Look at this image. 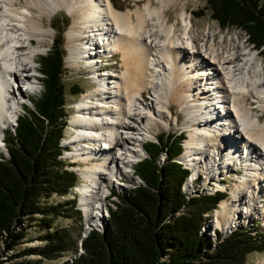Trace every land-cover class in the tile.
Segmentation results:
<instances>
[{
	"label": "bare ground",
	"instance_id": "1",
	"mask_svg": "<svg viewBox=\"0 0 264 264\" xmlns=\"http://www.w3.org/2000/svg\"><path fill=\"white\" fill-rule=\"evenodd\" d=\"M139 1L142 8L136 3L124 13L112 0H0V155L6 150L5 129L35 89L30 74L51 33L47 22L64 10L73 18L66 32L67 63H83L96 84L73 107L72 135L63 139V146L74 147L67 156L83 164L73 169L82 180L74 191L85 228L104 226V193L121 189V178L130 180L131 164L139 155L147 156L143 143L155 138L154 129L176 125L170 109L175 105L189 130L185 151L177 157L192 171L183 194L202 172L208 177L201 184L204 193L210 191L206 195L225 187L212 183L211 173H242L230 189V200L218 204L211 232L208 225L202 232L216 242L218 231L221 239L236 230L250 231L248 217L264 215L259 212L264 207V121L258 114L264 112V62L239 39L215 46V28L199 38L186 1ZM170 7L180 9L174 22L167 14ZM111 54L119 55L121 70L97 75V58ZM233 224L238 225L221 230ZM258 264H264V255Z\"/></svg>",
	"mask_w": 264,
	"mask_h": 264
},
{
	"label": "trees",
	"instance_id": "2",
	"mask_svg": "<svg viewBox=\"0 0 264 264\" xmlns=\"http://www.w3.org/2000/svg\"><path fill=\"white\" fill-rule=\"evenodd\" d=\"M205 2L210 17L221 28L244 29L254 48L264 47V0ZM194 16H204L203 9ZM259 53L264 58V48ZM63 58L60 42L54 40L52 50L39 61L43 89L40 98L31 102L33 111L17 118L15 133L7 132L4 138L9 158L0 155V254L20 244L27 235L26 228L31 227L22 226L23 218L31 223L35 214L43 217L40 224L46 229L42 236L45 245L22 255L53 259L72 247L76 252L78 246L67 230L50 232L53 218L60 215L57 207L63 205L48 207L41 203L53 194L67 195L78 180L74 172L63 170L59 160L67 123ZM161 139L157 145L145 146L148 157L135 168V175L146 186H137L123 195L113 194L119 203L111 202L115 209L108 210V226L102 233L92 229L84 239L79 238L83 253L72 264H244L248 254L264 250V245L255 243L246 229L236 230L224 239L217 234L216 242L201 235L204 215L225 196L218 199L217 194L200 195L189 200L183 196L180 188L186 175L183 172L187 171L171 162L182 153L181 136L174 155L175 142L169 139L163 143ZM160 153L166 155L167 162L158 166ZM60 165L61 170H57ZM73 204L71 200L67 209L79 218ZM182 208L185 213L176 216Z\"/></svg>",
	"mask_w": 264,
	"mask_h": 264
},
{
	"label": "rangeland",
	"instance_id": "3",
	"mask_svg": "<svg viewBox=\"0 0 264 264\" xmlns=\"http://www.w3.org/2000/svg\"><path fill=\"white\" fill-rule=\"evenodd\" d=\"M182 1L187 2L186 9L192 15V22H193V25H195V28L197 30V34L199 35V38L202 36V33L206 29H208L209 27L213 28V30L215 28V35H214L215 46L218 43H224V46H226V45H229L232 41L234 42V41H237L239 39L240 42L242 41L245 44V47L247 49L249 48L253 52H256L257 54H259V57L264 62V58L261 57V53H259L264 47L257 50L256 48L253 47V44H250V43L248 44V37H247L244 29L242 30L241 28L234 27V26L233 27L230 26L229 28H225V27L221 28L218 25V23L210 17L211 11L208 9L205 0H182ZM112 2L114 4L115 8L119 12H124V13L128 10L133 11L136 8V5H135L136 3L138 4L139 8H142L144 5V2L139 1V0H137V2L133 1V0H112ZM202 9L204 12V16L198 17V18L196 16H193L195 12H197L198 10H202ZM179 12H180L179 7H170V9L167 10V14L169 16V21L174 22L178 18L177 14ZM43 21H44L45 28H47V24H48V26L51 27L49 29V31L51 33L47 37L46 44H44L43 47L39 45L41 51L36 56L37 66H39V61H40L41 57H44L47 52L49 53L50 50H52L51 44L54 40H57L60 42L61 48L65 54V56H64L65 57V65H67L68 63L66 64V62L68 61V58L70 57L71 52L67 46L66 32H68L70 30V28L72 27L73 18L66 15V13H64V10H61L52 16L50 25H49V22H47L46 20H43ZM46 22H47V24H46ZM221 38H223V39H221ZM220 41H223V42H220ZM35 44L36 43H34V45ZM114 55L115 56H113V58H111L110 61L108 60V61H103V62H104V64L109 65L114 71L119 72L121 70V67H120L121 63H120L119 55L118 54H114ZM66 56H68V57L66 58ZM104 60H106V59H104ZM81 65L82 66L74 67V66H71V64H70L69 65L70 68L65 67V70H64L63 75H62V83H63L64 96H65V113L67 115V123H66V127L64 129V134H63L64 141L70 135H72L71 126L69 127V125H70L72 115L74 113L73 107L80 100L82 92H86L89 89H93L96 86V84L92 80L93 78H91V76H92L91 71H89V69H86L84 67L83 63ZM108 69L109 68H107L106 71L105 70L100 71L99 68H97L95 70L97 71V75H99V74H103V72H104V74H106L108 72L107 71ZM40 76H41L40 79H38V81H37L38 83L36 81L32 80L33 84L35 85V89L30 94V96L28 98V102L26 101V105H24V110L22 112H19V115H21L25 112L33 111L34 108H33V104L31 102L39 99L41 96L40 94H42L41 92H43L42 83H41L42 74ZM43 78H44V76H43ZM78 92H81V93H78ZM253 106H256V104H254ZM71 107H72V109H71ZM170 109L173 112V114L176 115V118H177L176 125H171L167 130H157V129L153 128L154 131L156 132V136L166 135L168 133L171 136H173V135L176 136L178 133H180L179 131H183L184 127L182 126V123L185 120V114L181 113L179 108L175 105ZM258 114L260 115L261 112L259 111ZM175 115H172V117H174ZM262 115L260 116V120L264 121V113ZM68 123H69V125H68ZM9 129H11V130H9ZM14 129H15V127L8 128L7 131H5L4 138L7 137V135H8L7 132H11L12 134H14L15 133ZM185 130H186L185 134L188 135L187 132H189V130H187V129H185ZM156 136H155V138H152V141H155ZM176 137H175V139H176ZM63 139L61 140L62 144H64ZM166 140L167 139H165V136L161 139V141L163 143H165ZM178 140H179L178 137L175 141L173 139V142H175L174 143L175 146L172 149V151H173L172 155H174L176 153V150H178V148H177ZM61 142H60V147L62 146ZM185 142H184V147H185ZM153 144H156V143L153 142ZM65 146H70L71 149L70 150L63 149L64 151L68 150V151H66L67 153L62 152L61 155L59 156V160L62 162V168H63V170H67L69 172H71V171L76 172L73 169V167L74 166L75 167L82 166L83 164L80 162H72L71 158L68 157L67 155H68V152L73 151L74 147L72 145H68V144ZM150 147L152 149H154V146H150ZM184 151H185V148H184L183 152ZM5 152H7V150H5ZM1 155L4 158H7V157H5V153H2ZM157 159H158V161H157ZM157 159H156V164L158 166L164 165L167 162V161H165L166 157L163 158V154H161V153L158 155ZM171 162H173V163L177 162L176 164H178L181 169L186 170L187 168H189L184 163L180 164V161H178L176 158L172 159ZM134 168H136V167L134 166ZM57 170H61V165L58 167ZM186 171H187V173L183 172V174L184 175L186 174V175L184 177L183 183L181 184V187H183V184L190 177V174H191V178H192L191 169L189 171L188 170H186ZM202 173H203L202 175H198L199 176L198 181L194 184H191V186H189L188 191L186 190L187 191L186 193H188V195L192 194L190 196L191 198H193V197L196 198L200 195H206V194H209V192H210L209 190L206 191L208 193L203 192V190H205V188L201 184L208 177H207L205 172H202ZM76 175L78 177V180H77V184L75 187H78L82 183V180L78 176V174H76ZM239 175L242 176V173L241 172H235V171L224 173L221 176L218 174V172L211 173V175H210L211 180L210 181L212 183H214V181L217 180L221 184H223V186H225L223 189L227 188L225 193H211V195L217 194L218 199L222 198L224 196H225V199H229L230 198V195H229L230 189L233 188L232 187L233 183L237 182ZM219 177H222V179ZM121 182H122V184H124L123 187H121V189L111 188L113 193L123 195L125 193H129L130 190L135 189V187H137V186H146L145 182L142 181L135 174L131 175L130 180H127L126 178H121ZM211 185H213V184H211ZM75 187L72 188L71 190H69L68 194L65 196L53 194L49 198L42 199L41 203L43 205L48 206V207H57L58 205H63L62 206L63 208L57 207V210L60 211V215L56 219L53 218V223H52L50 232H53L56 230H59V231L60 230H67L71 236L70 237L71 240H75L76 244L78 245L76 252H75V249L72 247L68 252L64 253L62 256L57 257V258L55 257L53 259H45V258L41 259V257L37 254L36 255H22V253L26 250H30V249L39 250L45 245V241L42 240V236L46 233V229H44L40 224V220L43 217L40 214H35L32 217L33 219L31 220V223H28L26 218H23L22 226L30 225L31 227L26 228L27 229V235L20 242V244L15 246L12 250H10L8 252H4V254H0V264H64V263L72 264V261L76 257H78L80 254L83 253L82 250H79V238L82 239L87 234V232H86L87 228H85L84 216L81 213V211L79 210L80 208L78 206V195H76L75 191H74ZM180 192L183 195L182 188H180ZM186 195L187 194H185V196ZM188 195L186 196V198L189 200ZM71 200H74L73 205L76 207V209L79 212V215H80L79 218H78L77 213H72L71 211H68V209L70 208L69 203L71 202ZM112 201L115 203H119L118 199L116 197H113L110 201L105 202L107 209H109V208H112L113 210L115 209V207L111 205ZM218 208H219V205H217L215 208H213L211 212L204 215L205 221H203V223H205V225H203V227L201 228V232H200L201 235L207 236V233L202 232V229L206 228V226L208 224H209V226H207V228L209 229L208 233L211 232L210 231V230H212L211 225H213L212 222L214 221V223H215L214 214L216 212V209H218ZM236 210H237V208L233 209V212H231V210H230L229 211L230 214L228 213V215L232 216V214L236 213ZM185 211L186 210L184 208H182V210L180 212L176 213V216H179V215L185 213ZM261 211H264V207H261L259 212H261ZM238 215H239V217H237V219H240V217H242V216L239 213H238ZM248 218H249L248 219L249 221L251 219L250 223L253 222L252 227L250 226L251 224H249V222H248V224L250 227L249 226H247V227L242 226V227H246L247 229H251L250 231H252L253 241L257 244L261 243L264 245V224H263L264 223V215H262V217L249 216ZM107 219H108V217H106V221H105L104 226L96 227L97 231H104L105 230V228L108 226ZM169 220H170V218L166 219L167 222H169ZM243 222H245V219L243 220ZM234 225H238V224H233L232 226H227V228L221 229V230L222 231L230 230L234 227ZM18 227H17V230H19ZM88 231L90 232L91 230H88ZM217 231L218 230H216V233H217ZM218 234H220V236H221L220 231H218ZM74 254L76 256H73ZM263 255H264V250L263 251H254V252L247 255L244 264H258L260 261H262Z\"/></svg>",
	"mask_w": 264,
	"mask_h": 264
},
{
	"label": "water",
	"instance_id": "4",
	"mask_svg": "<svg viewBox=\"0 0 264 264\" xmlns=\"http://www.w3.org/2000/svg\"><path fill=\"white\" fill-rule=\"evenodd\" d=\"M5 157L9 158V155H8V153H7V152H5ZM208 226H209V225H208ZM86 232H87V233H89V231H88V230H87ZM86 232H85V233H86Z\"/></svg>",
	"mask_w": 264,
	"mask_h": 264
}]
</instances>
